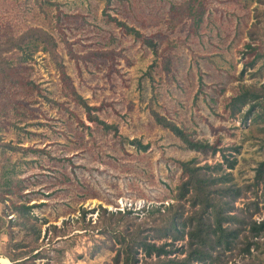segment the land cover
<instances>
[{"label": "rangeland", "instance_id": "rangeland-1", "mask_svg": "<svg viewBox=\"0 0 264 264\" xmlns=\"http://www.w3.org/2000/svg\"><path fill=\"white\" fill-rule=\"evenodd\" d=\"M254 23L262 36L264 0H0V38L41 27L56 42L53 55L36 51L17 65L14 84L0 86V142L15 170L5 203L31 205L27 214L40 227L37 241L20 222L2 233L0 257L9 263L0 264H11L12 253L26 263L109 264L119 246L109 225L140 226L155 240L157 208L174 202L179 162L189 159L229 172L241 188L238 217H264V182L253 184L264 159V120L256 110L244 116L247 103L235 109L232 102L243 87L264 86V57H255L264 47L249 36ZM72 91L116 130L89 120ZM152 112L217 150L187 148ZM244 233L214 252L212 264H264V233L248 253ZM166 248L167 258H182L184 240Z\"/></svg>", "mask_w": 264, "mask_h": 264}, {"label": "trees", "instance_id": "trees-1", "mask_svg": "<svg viewBox=\"0 0 264 264\" xmlns=\"http://www.w3.org/2000/svg\"><path fill=\"white\" fill-rule=\"evenodd\" d=\"M108 17L122 26L127 33L136 37L141 36V33L134 27L116 18H111V16ZM252 27L255 30L249 36L255 40L260 38L264 47V38L262 40L264 33L262 36L258 34L256 23ZM145 42L154 48L155 44L150 39H145ZM55 47L56 42L53 36L41 27H29L17 35L0 38V86L6 82L14 84L17 81V76H14L17 65L32 57L36 51L53 55ZM247 47L257 48L251 44H247ZM255 57H264V48L263 51H257ZM165 65L169 67V60H166ZM72 93L85 109L89 120L101 124L103 129L116 130L114 125L105 123L92 113V106L82 96L75 91ZM232 102L235 109H240L241 105L247 103L248 108L245 110L244 116L247 117L256 110L255 117L264 120V86L243 87L232 98ZM152 114L157 124L170 130L187 148L217 150L208 141L191 138L183 128L165 116L157 112H152ZM131 142L141 149L147 147L138 139ZM5 147H7V143L0 142V203L3 204V209L0 211V235L20 222L21 227H26L27 233L33 234L37 241L40 237V227L31 222V217L27 214L32 206L24 202L16 204L12 200L8 204L5 203L10 199L8 195L13 192L10 188L13 180L10 179L15 172L14 167L7 164V158L4 156ZM222 157L225 168H232L234 160L227 158L225 154H222ZM179 165L183 178L176 185V191L172 196L174 202L164 206L162 212L157 208L160 218L157 224L151 228L155 240L167 238L169 241L157 243L155 240H147L146 235H141L140 226L131 230L126 228L122 231L109 225L105 230L114 232V241L119 245L109 264H212L213 253H218L217 250L221 247L223 249L230 248L245 230L246 234H242L245 241L242 250L248 253L252 245L258 246L254 239L264 233V217L260 220H245L233 213L234 202L240 197L241 188L231 183L229 172L217 171V168L221 167L219 163L216 166L198 165L192 159L180 161ZM263 175L264 159L259 162L256 168L253 184L258 186L261 182L263 183ZM260 197L264 207V184ZM185 202L189 203L188 211L185 210ZM100 208L102 211H106L105 208L101 206ZM14 212L17 214L16 221L8 217ZM128 213H130L129 210L125 212V214ZM84 214L85 210L81 209L80 216L83 217ZM113 215L111 212L109 217ZM178 240H184V248L181 250L184 255L182 258H175V256L167 258L172 249L166 247ZM139 252L143 253L142 257H138ZM19 255V253L9 254L8 258L11 264H36L32 260L29 263L20 260L22 254ZM152 255L155 257L154 260L151 259ZM45 264H49L48 261H45Z\"/></svg>", "mask_w": 264, "mask_h": 264}, {"label": "bare ground", "instance_id": "bare-ground-1", "mask_svg": "<svg viewBox=\"0 0 264 264\" xmlns=\"http://www.w3.org/2000/svg\"><path fill=\"white\" fill-rule=\"evenodd\" d=\"M0 261L4 262V263H9L7 259L0 257Z\"/></svg>", "mask_w": 264, "mask_h": 264}]
</instances>
